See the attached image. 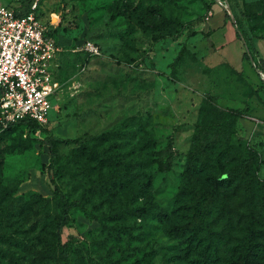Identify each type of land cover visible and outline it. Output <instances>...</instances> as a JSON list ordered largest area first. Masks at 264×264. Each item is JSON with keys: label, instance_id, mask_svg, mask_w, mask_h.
Listing matches in <instances>:
<instances>
[{"label": "rangeland", "instance_id": "obj_1", "mask_svg": "<svg viewBox=\"0 0 264 264\" xmlns=\"http://www.w3.org/2000/svg\"><path fill=\"white\" fill-rule=\"evenodd\" d=\"M225 5L40 0L38 13L63 49L54 70L63 89L45 127L0 132V201L12 207L7 229L20 240L11 247L20 264H196L202 243L215 247L207 264H240L247 227H228L225 211L196 244L174 212L192 162L206 166L192 176L196 193L245 159L264 184V75L243 58L250 49L264 65V5ZM222 10L237 18L246 40L229 20L231 58L213 41L211 21ZM86 39L102 53L81 50ZM49 137L53 159L40 142ZM244 184L220 195L235 192L228 202L239 208L230 213L235 219L248 204L243 193L235 196L248 191ZM56 186L70 205L66 261L54 234L62 212Z\"/></svg>", "mask_w": 264, "mask_h": 264}, {"label": "trees", "instance_id": "obj_2", "mask_svg": "<svg viewBox=\"0 0 264 264\" xmlns=\"http://www.w3.org/2000/svg\"><path fill=\"white\" fill-rule=\"evenodd\" d=\"M261 4L264 5V0H261ZM225 15L227 19H231L233 26L237 27V35L245 43L246 40L237 18L234 17L235 21H233L232 15L227 11H225ZM256 56L258 55L251 53L250 49L243 52V58L247 60L249 65L254 68L259 75H261L259 70L252 65V60L254 59L257 61V67L264 72L263 60L261 57ZM262 87L264 88V82L262 83ZM19 126H24L32 132L43 128V126L34 120L24 118L12 123L6 129L0 130V132H6ZM40 142L50 147L53 159L56 156V140L49 137L40 140ZM250 163L251 161L249 159H245L238 168L230 172L222 173L221 175L211 176V188L208 191L196 193L191 189L190 185L192 176L204 172L206 166L203 161H201L199 165L192 162L184 175V186H182L178 194L177 206L174 212L177 218V223H184L181 226L184 231L188 232V236L192 242L200 244L203 235L207 233L208 236L212 233L213 225L219 224L221 215L225 214L226 211L227 213L226 215H223L222 220H225L228 227H247L248 230L247 243L243 246L244 253L240 264H264V184L258 181V179L251 173L249 168ZM162 164L164 169L167 170L170 168V164L165 165L163 162ZM241 183H245L244 185L247 186L246 188L248 191L243 187V189H241L235 196H240V194L243 193L248 204L242 208L243 212L240 213V217L235 219L230 216V213H237L239 208L238 206H229L228 204L230 198L235 192L232 195L226 194L225 199L220 198V195L225 194L226 189H233V191L238 190ZM186 184L188 185L186 186ZM55 193L59 194L62 212L57 219L53 221L54 234L58 243L63 247L62 257L66 261L67 256L65 251L66 244L64 242V230L70 220V205L62 195L58 186L55 188ZM3 203L4 202L0 201V264H4L7 261L9 264H20L17 256L11 250V247L16 244V246H20V240L10 234L7 229L9 217L12 214L11 212H13L12 207H2ZM212 204H215L218 208L214 211V220L216 221L209 220L208 217V211ZM182 218H184V221L181 220ZM211 247L214 246L202 243L199 253L200 259L196 264H201V262H203L202 264H207L210 260L207 259V255L211 251Z\"/></svg>", "mask_w": 264, "mask_h": 264}, {"label": "built area", "instance_id": "obj_3", "mask_svg": "<svg viewBox=\"0 0 264 264\" xmlns=\"http://www.w3.org/2000/svg\"><path fill=\"white\" fill-rule=\"evenodd\" d=\"M39 2L0 1V130L24 118L45 127L54 98L63 89L54 77L56 58L63 49L44 25ZM219 2L226 6V0ZM81 50L90 55L102 53L100 45L89 39L83 41ZM252 65L264 75L254 59ZM70 89H78L75 82Z\"/></svg>", "mask_w": 264, "mask_h": 264}, {"label": "crops", "instance_id": "obj_4", "mask_svg": "<svg viewBox=\"0 0 264 264\" xmlns=\"http://www.w3.org/2000/svg\"><path fill=\"white\" fill-rule=\"evenodd\" d=\"M18 0H11L8 4H17ZM216 16H213V20L212 25H213V29H215V31L213 32V41L214 43H216L218 45V47L222 50H224L225 54L229 55V57L231 58L230 53H228V39L226 38L225 34H224V28L225 26L229 23V20L231 19H227L226 15H225V11L222 10V13H217L215 14ZM232 23V22H231ZM233 36V41H235V33L232 35Z\"/></svg>", "mask_w": 264, "mask_h": 264}, {"label": "water", "instance_id": "obj_5", "mask_svg": "<svg viewBox=\"0 0 264 264\" xmlns=\"http://www.w3.org/2000/svg\"><path fill=\"white\" fill-rule=\"evenodd\" d=\"M232 19H233V21H235V18H234V16L232 15Z\"/></svg>", "mask_w": 264, "mask_h": 264}]
</instances>
